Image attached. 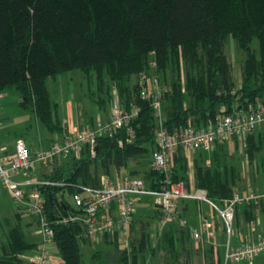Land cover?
Instances as JSON below:
<instances>
[{
  "label": "trees",
  "instance_id": "trees-1",
  "mask_svg": "<svg viewBox=\"0 0 264 264\" xmlns=\"http://www.w3.org/2000/svg\"><path fill=\"white\" fill-rule=\"evenodd\" d=\"M229 35L246 52L238 88L233 62L224 52ZM254 40L259 43V57L250 50ZM180 59L196 72L187 75L185 88L179 76L160 87L163 123L168 132L182 131L189 123L207 127L219 116L251 102L264 103V0H0V93L17 90L23 97L22 107L54 131L58 123L47 79L80 69L88 81L96 78L100 95L105 89L111 96L115 87L125 109L139 108L132 124L134 139L129 140L125 129L112 138H100L94 157L84 148L79 158H69L71 165L66 172L46 179L62 185L41 188L55 246L65 264H83L79 242L84 230L78 222H62L76 211L66 195L72 199L80 187L98 186L104 176L112 177V170L119 172L133 162L152 158L158 122L151 102L141 98L140 92L147 91L151 71L158 77L161 71L173 70ZM133 76L139 78L135 84L131 82ZM101 97L95 102L107 106L108 98ZM252 136L247 145H253ZM219 151L215 148L208 167L204 158L207 152L200 151L204 155L193 158L197 186L212 200L233 195ZM175 156L173 179L186 181L188 152L181 149ZM151 171L136 168L130 175L151 180L147 186L158 190L162 173ZM154 213L151 219L159 221V208ZM151 228L150 221L142 219L140 231L133 234V264L141 258L145 262L149 251L152 256L163 254L166 264H195L193 244L186 245L190 240L188 227L171 223L158 247L149 250ZM112 241L119 252L116 264H128L127 249L114 237ZM33 247L21 226L12 227L2 247L0 264H27L24 255ZM210 252H206L204 264H214ZM94 260L107 263L100 252L94 254Z\"/></svg>",
  "mask_w": 264,
  "mask_h": 264
},
{
  "label": "built area",
  "instance_id": "built-area-1",
  "mask_svg": "<svg viewBox=\"0 0 264 264\" xmlns=\"http://www.w3.org/2000/svg\"><path fill=\"white\" fill-rule=\"evenodd\" d=\"M151 63L156 66L155 61ZM153 83L156 86L155 92L143 90L140 94L141 98L151 102L157 117L156 148L152 152L151 166L162 173L160 189L149 188L143 178L130 174L112 179L104 177L98 186L80 187V190L72 195L76 213L64 217L62 222L80 223L84 227L82 240L89 241L98 235H108L114 237L120 247L130 250L138 197L151 196L154 199L155 205L160 210L161 227H167L179 218L181 201L204 202L215 210L228 235L223 264H236L255 257H260L264 264V240L243 241L236 245L231 243L235 234L238 205L256 200L257 194L241 196L233 193L230 198L212 200L205 190L193 189L189 181L173 179V157L179 150L186 152L200 150L211 153L218 144L231 139L245 141L254 131L264 126V103L259 100L251 102L233 110L230 114L219 116L214 124L207 127H196L189 123L182 131L170 133L163 123L161 88L157 77L154 78ZM138 113V107L125 109L116 93L112 99L111 112L106 119H99L62 140L53 141L48 151L42 150L33 154L26 142L18 139L12 154L0 152V186L11 194L19 208L39 221L43 239L37 252L29 258V264H53L55 232L47 217L45 197L41 188L62 184L50 180L27 184L18 181L16 175L20 172L28 173L35 161L54 164L72 156L79 158L84 148H88L94 157L100 138H112L123 129L127 131L129 140L134 139L135 131L132 124ZM203 234L212 236L210 225L205 224L202 231H192L195 241L200 240Z\"/></svg>",
  "mask_w": 264,
  "mask_h": 264
},
{
  "label": "crops",
  "instance_id": "crops-1",
  "mask_svg": "<svg viewBox=\"0 0 264 264\" xmlns=\"http://www.w3.org/2000/svg\"><path fill=\"white\" fill-rule=\"evenodd\" d=\"M61 75L55 76L53 78L55 79V81H58ZM233 77H234L235 87L238 88L242 82V71L240 73V80L239 78L237 80L236 73L234 71V65H233ZM49 92H50L51 101L55 108L54 120L55 122L58 123V128L54 131H51L41 121L45 125L48 132L44 134L43 131H40L39 127H37L38 137L35 135L32 136L33 125L30 124V127H28L27 119L30 117V121H31V116H29V114H33L36 125H38L37 120L39 119L30 110L22 107L21 103L23 101V97L21 96V94L15 89H8L0 93L1 111H2L1 121H0V127H1L0 152L12 154L14 152L15 143L18 139H23L24 141L26 140L29 146V150L33 154L42 150L48 151L53 141L62 140L70 136L75 131L81 130L88 125L94 124L99 119H106L111 112L110 111L111 108H109L110 106L100 107L99 104L95 102V99L90 98L91 93L88 95V93H85L82 89L80 91V97H79L73 94L65 95L66 91L64 90V87L60 86L59 91H57V95H59L58 96L59 99H57V101H54L52 99L50 89ZM10 96H12V98H9ZM12 111H18L14 115L20 120V122H18V124L20 125L18 126L16 125V127L15 126L9 127L14 130L15 137H13L12 135V130H10L8 126L7 127L5 126V119L11 117L10 115L7 114L12 113ZM263 129L264 126H261L251 135H254L256 133V138H260L258 134L259 132L263 131ZM248 137L245 140L246 144L248 141ZM239 140L240 139L235 138L225 143L218 144V146H216V149L226 148L229 146L230 143L237 144ZM214 151H212L210 154H214ZM196 152L198 151L188 152L190 154L189 155L190 159H192L191 155L196 154ZM69 165H71L70 159H66L63 160L62 162H58L54 164H42L39 161H35L33 163V167L30 170V172L26 174L20 172L16 175V179L20 182L27 184L36 181H42L45 180V178H48L49 176L53 175L54 173L66 172L69 169L68 167ZM133 166L134 165L131 164L129 168L121 169L119 172L112 170V174H113L112 177L118 178L123 175L130 174L131 170L136 169L133 168ZM46 168L48 169L46 170ZM104 177H109L112 179V177L110 176H104ZM188 180L193 189H200L197 186L196 176L194 175L193 171H191L190 178ZM145 182L148 186L151 185V180L145 179ZM232 189H233V193H237L241 196H248L250 193H255L258 195V198L250 203L243 202L238 205L236 212L235 234L232 237L231 243L233 245H236L243 241L264 240V183L259 180L257 181V183H255V185L248 184L246 178H244V175H241V180H239L237 184L235 185L233 184ZM4 191L7 192L0 186V254L2 253L3 244L7 241V234H8V232H5L6 229L4 230L3 227L9 224L8 226L9 229L11 225L16 224L18 226H21V228L23 229L27 241L34 245V247L31 250L27 251L24 255V261L27 264H29V258L32 257L37 252L43 239L40 232L39 223L34 219L30 221L29 220L24 221L23 220L24 212H20V210L18 209L14 219L1 218V205L4 204L1 201V198L4 195ZM7 193L11 196L9 192ZM202 203L199 201H187V200L181 201L178 210L179 218L174 220L173 222H181V220H183V223L186 225V227L190 229V239L193 238L192 231L194 230L202 231V228L205 226V224L210 225L212 236L209 237L203 234L201 237V242L203 241V244H206V246L209 245V248L207 249L208 250L210 249L211 251L210 253L213 256L214 264H223L224 252L227 249L228 235L227 233H225L223 223L220 220L217 213L215 212V210L209 204L208 205L212 209L207 211L203 210ZM135 205H136V213H135L136 217L134 222L135 229L133 234L136 235L137 234L136 231L138 232L140 231V224L142 221V219L139 218V210H141V208H144L143 210H149L151 208L154 213L156 211V208L158 209V207H155L154 199L151 196H143L137 198ZM146 220L150 221V223L153 225L152 223L154 221L153 219L150 218V220L149 219ZM155 222L157 224V228L159 232V240H160L163 233L162 231L165 230L166 227H161L160 221H155ZM34 224L37 225L38 230L36 232L33 231L31 232L30 228ZM25 227L26 230L28 229L29 231H26ZM148 232H149V242H153L154 241L153 236H155L154 229L151 228V230ZM79 244H80V250H81V245H91V246L94 244L97 245L99 249L93 253L92 256L93 264H103L99 261L94 260V254L96 252H100L106 258L108 252L118 253V255L115 254L116 259L115 261L114 260L112 261V263L114 262L113 264H116L117 260L119 259V252L115 247V244L113 243L111 236L98 235L93 240H89V241L80 240ZM54 248L55 250L58 251L57 254L58 257H57V261H53V253H52V263L65 264L61 257L58 247L55 246ZM207 249H204L202 251L205 256H206V252L208 251ZM131 252L132 249L127 250V253L129 255L128 264H133V258L130 255ZM146 254H148V252ZM193 255L196 256L194 252ZM106 262L107 263L104 264H109V261L107 259ZM82 263H83V257H82ZM138 264H144L142 258L138 260Z\"/></svg>",
  "mask_w": 264,
  "mask_h": 264
},
{
  "label": "rangeland",
  "instance_id": "rangeland-1",
  "mask_svg": "<svg viewBox=\"0 0 264 264\" xmlns=\"http://www.w3.org/2000/svg\"><path fill=\"white\" fill-rule=\"evenodd\" d=\"M259 49L260 48H259L258 41L254 40L250 45V50L254 54V56L256 57L260 56ZM224 52L230 58L231 62H233L234 71L236 73L237 80L238 78L240 80V73L242 71V67H243V64L246 58V52L241 48L238 41L230 35L227 36L225 39ZM190 72L191 74L195 73L196 72L195 67H193L191 64H186L184 61L180 59V61H178L177 64H175L173 70L169 69L166 73H163L161 71L158 77L154 74L153 71H151V77H147L148 85L146 86V89L150 93L155 92V88L153 86L154 85L153 80L155 77L158 78L159 87H161V86H167L171 80V77L175 78V76L177 77L179 76V80L182 84V87L185 88V85L187 84V75L190 74ZM95 79L96 78H94L92 81H88L83 71L80 69H76V70H72V71L62 74L60 79H58V81H55L53 77H49L47 80V84L51 91V97L54 101H57V99H59L58 97L59 95H57V91H59L60 86H62L64 87V90L66 91L65 95L73 94V95L80 97V91L82 89L85 93H88V95L91 93L90 95L91 99L97 100L99 98L101 99L102 98L101 96H104L108 98L107 106H110L109 108H111L112 99L114 95L117 93V89L113 87L111 89L112 90L111 96H108L106 95L105 89L103 90L101 88L103 92L100 95L97 91V87L99 84H98V81ZM138 80L139 78L137 76H133L131 79V82L132 84H135L138 82ZM106 81L109 82V79H107ZM99 90H100V86H99ZM9 98H12V96H10ZM16 112L18 111H12V113L7 114V115H10L11 117L8 119H5L6 127L7 126L8 128L14 127V126L16 127V125L17 126L20 125L18 124L20 120L14 115L16 114ZM1 113L2 111H1V99H0V121H1ZM29 116H31V121H30V117L27 119V121H28V127H30V124L33 125L32 126L33 128L32 136L35 135L38 137L37 127H39V130L43 131L44 134L48 132L45 125L41 121L37 120L38 125L35 124V118L33 114H29ZM9 129L12 130V135L13 137H15L14 130L11 128ZM0 131H1V127H0ZM258 136H260V138H256V133L252 136L253 145H249V144L247 145L245 144V141L239 140L237 144L230 143L228 147L220 149L219 151V155H221L220 159L223 162V164L226 166L225 170L224 169L222 170L228 175V179H230V184L232 185L237 184L238 181L241 180V175H244V178H246V181L248 184L255 185V183H257V181L259 180L264 183V129L263 131L259 132ZM189 155L190 154L188 153V156ZM203 155H200V151H198L196 152V154L191 155L192 159H190V157L188 158V163L186 166L187 170L185 173L187 174L188 179L190 178L191 171H193L194 175H196L195 163H194L193 158H196V157L201 158ZM204 158L206 162L205 165L207 164L209 166L210 165L209 162H212V160H214V154H210V153L205 154ZM175 159H176V156L173 157L174 166L176 165ZM150 162H151V157L149 156L146 159L140 160L139 163L133 162L132 165H134L133 168H137L139 170L145 171L149 169V170H152L151 172H156V170L152 168ZM68 167H70V165ZM47 169L48 168H46V170ZM46 179L47 178H45V180ZM188 179L186 181H189ZM66 196H67V199L70 202H72L71 196L68 194ZM1 201L4 203L3 205H1V218L14 219L15 214L18 209L20 210V212H24L23 213L24 221L26 220L30 221L34 219L39 223L36 217L28 213H25V211L17 207L14 201L12 200L11 196L7 192L4 191V195L2 196ZM202 208L205 211L212 209L207 203H202ZM143 209L144 208H141V210H139V218L143 220H146V219L150 220V218L154 214L153 210L151 208L149 210H143ZM72 213L74 214L76 213V211L72 210L71 214ZM152 223H153L152 228L154 229L155 236H153L154 241L149 242L150 243L149 249H156L158 247L159 232H158L156 222L153 221ZM178 223L182 227H186V225L183 222H178ZM8 226L9 224L3 227L4 230L6 229L5 232H9L13 226H16V224L11 225L9 229H8ZM30 229H31V232L32 231L36 232L38 230V227L36 224H34ZM25 230H26V227H25ZM26 231H29V230L27 229ZM224 231L226 233L225 228H224ZM189 242L193 244V252L196 254V256H194L193 258L195 260V263L204 264V261L206 258L202 251L204 249L209 248V245L206 246V244H203V241L201 242V239L198 241H194V239L192 238L189 241H187L186 243L187 246L189 245ZM197 248L201 250L198 251ZM98 249L99 248L97 247L96 244L92 246L91 245H81L83 264H93L92 256H93V253L97 251ZM131 249H132V246H131ZM57 254H58V251L55 250L54 248L53 261H57V257H58ZM115 254L118 255V253H113V252L107 253L106 259L109 261V264L114 263V262L112 263V261L113 260L115 261L116 259ZM166 263H167L166 257H164L163 254H160V256H152L150 252H148L147 257H146V262H144V264H166ZM237 264H262V259H260V257H255V258L250 259L249 261H243Z\"/></svg>",
  "mask_w": 264,
  "mask_h": 264
}]
</instances>
